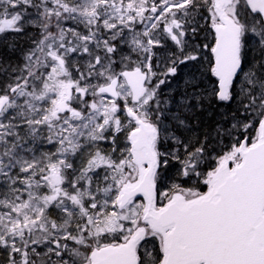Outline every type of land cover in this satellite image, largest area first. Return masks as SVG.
Masks as SVG:
<instances>
[{
    "label": "snow or ice",
    "instance_id": "1",
    "mask_svg": "<svg viewBox=\"0 0 264 264\" xmlns=\"http://www.w3.org/2000/svg\"><path fill=\"white\" fill-rule=\"evenodd\" d=\"M0 264H264V0H0Z\"/></svg>",
    "mask_w": 264,
    "mask_h": 264
}]
</instances>
